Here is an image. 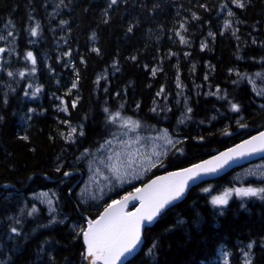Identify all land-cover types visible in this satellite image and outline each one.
<instances>
[{
  "label": "trees",
  "instance_id": "trees-1",
  "mask_svg": "<svg viewBox=\"0 0 264 264\" xmlns=\"http://www.w3.org/2000/svg\"><path fill=\"white\" fill-rule=\"evenodd\" d=\"M224 2L118 0L108 8L109 0H64L53 19L49 13L53 0H0V27L10 20L18 35V48L5 54L3 63L7 61L8 65L0 76V253L11 257L14 264H47L48 254L55 264H81L82 240L74 238L78 230L74 231L73 225H82L84 217L95 219L104 207H88L77 199L76 186L84 170L73 162L84 149L112 137L110 133L121 132L105 123L104 107L115 110L124 104L123 115L141 122L139 132L154 133L167 127L179 135L181 143L160 162L163 167L159 163L144 182L197 164L264 130V108L246 79L240 80L236 75L264 71L260 63L264 57V0H251L244 10L230 5L242 23L233 20L229 29L223 27L226 13L219 11ZM193 13L199 19H192ZM34 22L43 27L38 42H33L25 30ZM181 22H186L187 31H182L186 44H181L175 35ZM236 29L239 39L232 35ZM209 32L214 36H209ZM202 43L206 45L203 50ZM26 51H32L36 58L34 74H29L32 65L23 58ZM65 52L70 53L66 67L67 57L62 55L63 62L60 60V54ZM133 56L135 60L131 59ZM20 70L25 71L24 77L7 76V71ZM177 72L182 91L176 88ZM76 73L77 88L66 96ZM99 77L103 79L95 83ZM28 84L42 86L41 92L32 96ZM161 85L165 93L157 97ZM217 88L218 95H226V99L208 95L217 92ZM178 92L182 94L179 104ZM164 95L167 101L162 99ZM72 99L77 100L75 109L71 108ZM228 100L239 105V113L230 111ZM185 101L192 109L188 114L191 119L179 124ZM261 102L264 104V99ZM58 106H67L68 113L59 111ZM153 107L156 112L150 111ZM62 120L74 127L82 125L84 136L77 134L75 143L66 142L57 135L67 133ZM238 121L246 127H239ZM225 130L228 135L222 134ZM20 136H27L28 140H21ZM57 166L61 168L59 172ZM65 171L76 174L66 178ZM232 173L215 182L235 186ZM261 181L252 179L247 184L264 186ZM205 184L192 187L183 201L144 230L143 248L130 259L131 264H224V252L229 254V264L233 254L244 264L243 252L249 242L253 243V264H264V247L260 246L264 239V202L256 198L241 200L234 195L226 206L214 208L208 203V195L199 191ZM43 189L56 193L59 216L66 221L41 227L34 234L33 229L47 223V214L29 196ZM25 202L26 209L34 204L38 212L34 218H22L21 236L9 238L7 228L12 221L7 217L18 215V208ZM178 220L184 223H177ZM23 233L28 234L27 238ZM41 244L44 252L40 251ZM149 248H153L152 254H148Z\"/></svg>",
  "mask_w": 264,
  "mask_h": 264
},
{
  "label": "snow or ice",
  "instance_id": "snow-or-ice-1",
  "mask_svg": "<svg viewBox=\"0 0 264 264\" xmlns=\"http://www.w3.org/2000/svg\"><path fill=\"white\" fill-rule=\"evenodd\" d=\"M118 0H109L108 8H111L113 5H116ZM251 3V0H226V2L221 3L219 6V11L226 13L223 20V27L225 29L232 28L233 20L236 23H242L236 19V12L233 11L231 6H234L236 9L244 10ZM64 4V0H59L58 3L54 4V8H60ZM231 5V6H230ZM199 7L204 8L205 11L208 9L205 5L200 4ZM107 15V11H105ZM192 19H199L195 13L192 14ZM28 20H33L31 14L28 15ZM107 22V21H105ZM66 23V21H61V24ZM5 27L3 32H0V41H3L5 44H10L15 42V31L9 30L12 25V21H5ZM186 22H181L179 28L175 31V35L179 38L181 44H186L187 40L185 36L182 35V31L186 32L185 27ZM41 25L38 22H34L29 25L25 30L30 34L31 37H37L40 32ZM128 31H132V27L129 26ZM238 29L232 32V35L239 39L236 36ZM224 33L221 32V35ZM209 36H214L212 32H209ZM252 43L255 44L256 40L253 39ZM206 45L201 44V49ZM264 47V44L261 45ZM13 48L10 47H0V53L8 52L11 54ZM93 52L98 53V49L93 48ZM64 56H70V53L65 52ZM187 56V53H185ZM23 58L29 62L32 67L28 70L29 74H34L36 72V58L33 55L32 51H26L23 53ZM131 59L135 60L136 57L133 56ZM239 59V57H238ZM83 64L84 61L81 60ZM261 66L264 67V57L261 58ZM8 62L5 61L0 68L6 70ZM115 66V65H113ZM75 72V69H73ZM157 69H152V75L155 76ZM232 71L231 69L229 70ZM19 75L20 77L25 76V71L20 70L18 72L7 71L8 77H15ZM236 75L240 80H243L245 77L237 72ZM257 76L264 77V73H256ZM99 77L95 83H99ZM205 80L208 79L207 76L204 77ZM79 80V74L76 73V79L71 83V87L65 92L66 96H71L72 89L77 88V83ZM249 83H252V80L249 78ZM238 83V81H233V84ZM10 89V85L8 86ZM28 88L32 89L31 95L36 96L41 92L42 86L33 87L32 84L27 85ZM176 88L183 90L182 82L179 79V72H177L176 79ZM165 93V88L161 85L160 89L156 92L157 97H161V94ZM219 89L217 92L208 93V95H216L218 99L224 100L225 96L218 95ZM258 95H264V93H257ZM25 95H28L25 92ZM180 93H177L179 96ZM5 97H7V92H5ZM162 99L167 101V95L162 96ZM4 103L7 104V99L4 100ZM155 104V100L153 101ZM229 109L232 112L239 113L240 107L237 103H233L231 100L227 101ZM60 104L64 105V99L60 98ZM179 104V100H177ZM77 107V100H71V108L75 109ZM137 108L140 107L139 104L136 105ZM261 108H264V104L260 105ZM125 105L120 104L115 110H111L109 107H104L102 110L105 114V123L109 126H112L121 131V136L118 140V145L113 146V140L117 139L114 133H110L112 139H107L104 141V144L101 145V149L107 146L108 155L103 159L99 160L98 163L103 165L108 172L112 173L113 176L119 181L122 179V176L128 174V170L133 167H144L145 170L150 168L157 167V161L160 160V157L166 154L163 151H159L160 147L167 149L168 147L175 148L176 144L181 143V141H175L170 136L168 130H157L158 134L155 137H149V140L156 141H165L166 143L161 145H156L151 152L142 150L141 145L143 144L142 137L138 134L142 128V124L139 120L132 119L130 116L123 115L121 109H124ZM58 110L64 113H68L69 109L67 106L60 107ZM171 111V109H165ZM29 112L34 111L33 109H28ZM152 112H156V108L153 107L150 109ZM192 112L190 107H187V101H185V109L181 113L182 118H178V123L183 124L185 120L191 119L188 115ZM3 120V117H0V121ZM61 124L67 125V133L58 132L57 135L60 136L68 143H75V136L79 134L84 136L83 126L74 127L70 124L68 120L60 121ZM239 127H246L243 123L238 121ZM129 133H132V136H129ZM222 134L228 135L227 130ZM21 140H28L27 136L18 137ZM51 139V137H50ZM203 140V137H200ZM176 151H181V149L176 148ZM264 153V132H259L255 136H251L249 139L242 140L239 144H236L232 148L226 149L224 152L219 153L218 155L212 156L207 160H202L200 163L193 164L187 168H179L177 171L166 172L162 176H155L154 179L149 180L147 184H144L142 187H133L131 192H128L126 195L120 197L119 200H112L111 203H107L104 207V210L95 218L88 219L87 217L83 218L82 226H78L79 230L75 231V237L82 240L81 251L79 252V257L81 264H131L130 257L134 258L137 254V250L140 248L142 241V226L146 223H153L160 217H162L170 207L174 206V202L180 200L189 185L190 181H195L202 174L215 173L218 169L223 168L230 161H233L238 158L248 157L251 155ZM85 155H91L89 149L84 150ZM155 157V159H153ZM79 159V158H78ZM141 161V164H137V161ZM160 167H163V164H159ZM91 170V165L89 166ZM61 170L60 166L56 167V171ZM254 175L255 173H250ZM70 172H63V176H70ZM134 178L139 179V175L133 173ZM31 179V177H29ZM264 183V180L261 181ZM4 187H8L5 185ZM205 193L211 195L209 188H204ZM235 195V197L243 200L244 198H256L264 202V186H248V187H232L225 188L218 195H211L210 203L216 208H222L229 202V197ZM43 196L47 197L48 193H43ZM52 196H56V193H52ZM94 198V197H93ZM132 201H137L138 203L132 205V210L127 211L128 205ZM43 202V201H42ZM58 203V202H57ZM54 202L52 199L47 200L48 212H49V223L40 224L38 227H49L52 224L62 223L63 220H57V207L53 206ZM240 207L243 208L244 204L241 202ZM18 215L8 216L7 219L12 221L7 228V233L10 234L9 238L19 237L22 235L21 229L23 228L22 218L35 217L38 209L33 204L30 209H25L24 207L18 208ZM222 214V213H221ZM177 223H184L183 220H178ZM19 226V227H18ZM171 229H168L170 231ZM33 232L36 229L32 230ZM25 238L28 234L23 233ZM46 243V242H45ZM157 245L153 242V248ZM261 247H264V239L261 240ZM40 251L44 252V246L41 244ZM235 247V246H234ZM153 248H149L148 254L153 253ZM246 251L243 252L244 264H253V243L249 242L246 245ZM224 264H229V254L227 252L223 253ZM232 264H240L239 257L235 254L231 258ZM0 264H14V260L11 257L4 256L0 253ZM43 264V262H42ZM47 264H55V260L51 254H48Z\"/></svg>",
  "mask_w": 264,
  "mask_h": 264
},
{
  "label": "rangeland",
  "instance_id": "rangeland-1",
  "mask_svg": "<svg viewBox=\"0 0 264 264\" xmlns=\"http://www.w3.org/2000/svg\"><path fill=\"white\" fill-rule=\"evenodd\" d=\"M58 2H59V0H53L52 10H51V12H49L53 19H56V17L58 16V14L62 8V6L60 8H54V4L58 3ZM4 27H5V25L0 27V32H3ZM9 30H14V27L11 26L9 28ZM16 35H17V33L15 32V42L14 43L5 44L3 41H0V45L1 46L4 45L6 47L11 46L13 48L12 52H15L16 49L18 48V45H17L18 35L17 36ZM42 36H43V27L41 26L39 35L37 37H33V42H38L39 39L42 38ZM60 55L62 56L63 54H60ZM66 57H67V59H66V64H64V67L69 65V62H70V56H66ZM63 58H64V56L60 57V60H62V62H63ZM258 72L264 73V71H258ZM258 72L247 73V74H242V75L245 77V79L247 81L249 80V78L252 80V83H250V84H251L253 91H255L256 93H264V85L258 86L256 84L257 80L261 79V81H264V77H260V76L256 75V73H258ZM181 95L182 94H180V96H179V102L181 100ZM261 96L264 97V95H261ZM159 105L160 104L156 105V108H158ZM159 130L162 132L163 130H167V129L160 128ZM168 132H169L170 136L172 137V139L177 141V138L174 137V133L171 130H168ZM157 134H158L157 130L153 134H150V135L139 134L143 139V144L141 145L142 150L151 152L156 145L163 146L166 143L165 141H162V140L156 141V140L147 139L149 137H155ZM132 135H133L132 133H129V136H132ZM120 136H121V134L116 135L117 139L113 140V146L118 145V140H119ZM109 139H112V137ZM103 144H104V142L97 147L90 148L89 150L92 153L91 155L82 154L81 156L78 157L79 159L76 158L75 162H73V164H75V163L78 164L80 161H82L85 164V170L87 173L86 179L84 181L82 180L83 182L80 184V187L78 189L79 195H81V197L89 199V202L92 204V206H95L98 209L102 208L107 203L114 200L115 196L120 191H123L127 186H131V185L135 184L136 182L143 180L146 177L147 173L151 170V168L148 170H145L144 167H133L132 169L128 170L127 175L122 176V179L118 181L115 178V176H113L112 173L108 172L107 169L103 165L98 163L99 160L103 159L105 156H107L109 154L107 151V146H105L103 149H101L100 146ZM171 149H172V147H168L167 149H165L164 147H160L158 150L163 151L166 154L162 155L160 157V160L157 161V163H159L167 155V153ZM153 159H155V157H153ZM137 164H141V161L138 160ZM90 165H91V170L89 168ZM133 173L138 174L139 179L134 178ZM250 173H255V174L252 175ZM252 179L264 180V158L260 159L259 161L254 162V163H251L250 165L244 166L242 168H238L235 171H233V173L231 175V180H233L236 183L235 186H233L231 184H221V183L213 181V182H207L205 185H203L199 189V191L201 193L207 194L209 197V200H210L211 195H218L225 188L241 187V186L248 187L250 185H248L247 183ZM204 188H209L211 191V195H209V193H205L203 191ZM43 193H47V192H41V193H37V194L31 196L32 200L36 201V202L37 201H40V202L43 201L42 203L47 205V200L52 199L54 202L53 206L56 207L55 206V200H54V198L56 196L53 197L52 193L49 192L48 193L49 195L47 197H45L42 195ZM122 193H120V194H122ZM233 196H234V194H233ZM233 196L229 197V200ZM244 199H246V198H244ZM23 207L25 209L27 208L26 202L24 203ZM47 207H48V205H47ZM222 207H224V206H222ZM214 208H216V207H214ZM129 209L131 210L132 206ZM45 213L47 215H49L48 212H45ZM57 220H63L62 223H64L66 221L65 218H60L59 211H57ZM46 222H47L46 224L49 223V216H47ZM56 224H52L49 227H52ZM79 225L74 224L73 229L79 230V227H78ZM80 226H82V225H80ZM40 228L41 227L36 228V231L34 232V234L39 232ZM221 262H224L223 254L221 257Z\"/></svg>",
  "mask_w": 264,
  "mask_h": 264
},
{
  "label": "water",
  "instance_id": "water-1",
  "mask_svg": "<svg viewBox=\"0 0 264 264\" xmlns=\"http://www.w3.org/2000/svg\"><path fill=\"white\" fill-rule=\"evenodd\" d=\"M2 54L3 53H0V65H1V62H2V59H1V56H2ZM0 71H1V68H0ZM261 132H264V130L263 131H261ZM258 133H256V134H254L253 136H255V135H257ZM250 137H248L247 139H249ZM244 140H246V139H244ZM240 143V142H239ZM239 143H237V144H239ZM236 145V144H235ZM234 145V146H235ZM234 146H232V147H234ZM232 147H230V148H232ZM226 150V149H225ZM225 150H223V151H220V152H218V153H216L215 155H218L219 153H221V152H224ZM215 155H213V156H215ZM212 157V156H211ZM210 158V157H209ZM209 158H207V159H209ZM261 158H264V153H261V154H256V155H251V156H248V157H242V158H238V159H235V160H233V161H230L228 164H226L223 168H221V169H218L215 173H209V174H202V175H200L194 182L193 181H190L189 182V185H188V187H187V189H186V191H185V194H184V196L180 199V200H178V201H175L174 202V206L176 205V204H178V203H180L181 201H183L186 197H187V194H188V192L190 191V189L192 188V187H197V186H199L200 184H202V183H205V182H209V181H214V180H216V179H218V178H221L222 176H224V175H226V174H228V173H230L231 171H233V170H235V169H237V168H240V167H243V166H245V165H247V164H250V163H252V162H254V161H257V160H259V159H261ZM206 159V160H207ZM200 163V162H199ZM74 174H76V173H71V175L70 176H68V177H71V176H73ZM162 175H164V174H162ZM162 175H159V176H162ZM67 178V177H66ZM155 178V177H154ZM154 178H152V179H154ZM151 180V179H150ZM149 181H146V182H144L141 186H139V187H142L144 184H147ZM77 184V183H76ZM76 185H74V187H75ZM136 203H138L137 201H132V202H130L129 203V205H128V208L126 209L127 211L129 210V208L133 205V204H136ZM173 207V206H172ZM171 208V207H170ZM169 208V209H170ZM158 221V219L156 220V221H154L153 223H146V224H144L143 226H142V241H143V243L141 244V246H140V248L137 250V254L141 251V249L143 248V245H144V236H143V232H144V230L146 229V228H149V227H152L156 222ZM137 254H135V255H137ZM129 259H132V257H130Z\"/></svg>",
  "mask_w": 264,
  "mask_h": 264
},
{
  "label": "bare ground",
  "instance_id": "bare-ground-1",
  "mask_svg": "<svg viewBox=\"0 0 264 264\" xmlns=\"http://www.w3.org/2000/svg\"><path fill=\"white\" fill-rule=\"evenodd\" d=\"M3 47H6V46L3 45ZM248 85H249V84H248ZM252 93H253V92H252ZM253 94H254V93H253ZM254 95H255V94H254ZM255 97L260 101V98H259L258 96L255 95ZM259 103H260V102H259ZM260 105H261V104H260ZM109 138H111V137H109ZM76 187H77V186H76ZM78 189H79V188H77V194H76L77 197L80 196L79 193H78V192H79ZM48 193H49V192H48ZM137 255H138V254H137Z\"/></svg>",
  "mask_w": 264,
  "mask_h": 264
},
{
  "label": "flooded vegetation",
  "instance_id": "flooded-vegetation-1",
  "mask_svg": "<svg viewBox=\"0 0 264 264\" xmlns=\"http://www.w3.org/2000/svg\"><path fill=\"white\" fill-rule=\"evenodd\" d=\"M85 176H86V173H85L84 176H83L84 179H85ZM83 178H82V180H84Z\"/></svg>",
  "mask_w": 264,
  "mask_h": 264
}]
</instances>
